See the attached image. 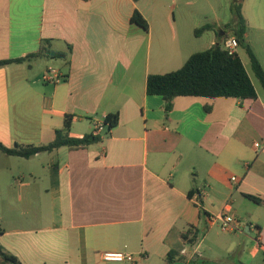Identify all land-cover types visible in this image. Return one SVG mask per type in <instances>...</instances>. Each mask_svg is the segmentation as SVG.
<instances>
[{
	"label": "crops",
	"instance_id": "1",
	"mask_svg": "<svg viewBox=\"0 0 264 264\" xmlns=\"http://www.w3.org/2000/svg\"><path fill=\"white\" fill-rule=\"evenodd\" d=\"M242 1L245 39L264 68V0ZM149 3L0 0V61L50 40L42 57L0 67V142L49 144L66 116L68 137L99 136L30 158L0 152V246L22 264H223L237 249L251 264L264 254V88L248 71L255 100L175 97L167 114L148 76L181 69L219 39L206 47L195 35L193 8L171 18L168 0ZM136 10L148 30L131 22ZM49 70L60 78L46 81ZM113 113L117 126L96 132ZM222 214L239 229L209 220ZM190 225L193 246L182 237ZM108 251L135 261L106 262Z\"/></svg>",
	"mask_w": 264,
	"mask_h": 264
},
{
	"label": "trees",
	"instance_id": "2",
	"mask_svg": "<svg viewBox=\"0 0 264 264\" xmlns=\"http://www.w3.org/2000/svg\"><path fill=\"white\" fill-rule=\"evenodd\" d=\"M134 1L138 2L139 0ZM242 2V0H232L230 9L233 19L230 24L224 25L223 28H215L213 25L203 24L195 29L194 33L196 36H200L207 31H214L219 39L218 44L204 51L201 50L193 53L181 69L165 74H150L148 76L146 92L149 95L163 97L167 114L173 109V99L175 97L200 96L247 100H255L258 97L257 90L248 75V70L240 55L238 53L229 55L224 49V40L229 30H231L234 36L239 40L240 46L246 48L254 75L264 88V68L245 39L247 22L242 14ZM131 22H134V24L139 25L145 30L149 29L147 19L138 10L133 13ZM49 42L50 40H43L41 50L27 57L15 60H1L0 67L10 63H23L35 57H42L45 50L44 44ZM56 56L61 58L65 57L60 53H57ZM206 110L210 112L212 107H206ZM71 118L70 116H66L64 128L56 133L55 140L49 144L42 146L17 145L15 148H9L0 142V152L9 157L30 158L63 146L83 147L99 140V136L93 134L85 135L83 138L68 137L67 133L71 130ZM118 123V113L107 115L105 124L108 126L109 131L116 127ZM193 192L194 191L191 190L190 195L194 194ZM199 235V229L190 225L182 234V237L187 244L193 246L197 243ZM0 262L1 264H22L16 257L4 252L1 246Z\"/></svg>",
	"mask_w": 264,
	"mask_h": 264
},
{
	"label": "rangeland",
	"instance_id": "3",
	"mask_svg": "<svg viewBox=\"0 0 264 264\" xmlns=\"http://www.w3.org/2000/svg\"><path fill=\"white\" fill-rule=\"evenodd\" d=\"M184 1H187V0H184ZM188 1L190 3L189 5H186L185 2L180 5L179 1L168 0L165 11L172 18L173 12H176L177 15L180 14V12L182 11L181 7H183L187 11L193 8V10L198 14V18L201 21L200 26L203 24H210V25H213L215 28L217 27L223 28L224 25L226 24L228 25L232 22L233 15L230 9L232 0H188ZM144 3L150 6L149 0H144ZM226 30L228 31L227 28ZM203 35H204V41H205L204 44L207 47L210 39L215 38L216 34L212 33L211 31H207ZM228 36H234L231 30H229ZM238 53L240 57L243 59V61L245 62L248 68V71L250 72L249 74L251 75L253 81L258 87L261 88L262 85L260 81L254 75L252 64H251L249 55L246 51V48L245 47L239 48ZM54 65H57V64L55 63ZM252 235L253 237L256 236V234L255 235L252 234ZM201 251H203V249H201ZM238 253L239 252L237 249L234 253L227 256V260H224L223 264H244V263L239 262L240 257ZM245 257H248V253L245 254ZM263 262H264V254L260 253L258 258H256L251 264H263Z\"/></svg>",
	"mask_w": 264,
	"mask_h": 264
},
{
	"label": "built area",
	"instance_id": "4",
	"mask_svg": "<svg viewBox=\"0 0 264 264\" xmlns=\"http://www.w3.org/2000/svg\"><path fill=\"white\" fill-rule=\"evenodd\" d=\"M224 47H225L224 49L229 55H235L238 49L240 48V42L236 36H229L228 38L226 37V39L224 40ZM59 78L60 76L52 70H49L47 74L44 76V79L46 81H55L58 80ZM105 127H107V125L104 122H100L97 125L96 132H101L102 130H105ZM254 146L257 150H260L262 147L261 142H257L256 144H254ZM231 179L234 182L237 181L236 176H233ZM209 220L212 223H214L215 221L219 222L221 229L225 232H231L236 229H239L238 221L233 215L222 214L218 217L212 216L209 218ZM102 259L110 263L111 262L132 263L135 261V257L133 256V254L125 253L121 251H108L102 253Z\"/></svg>",
	"mask_w": 264,
	"mask_h": 264
}]
</instances>
